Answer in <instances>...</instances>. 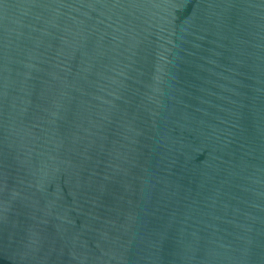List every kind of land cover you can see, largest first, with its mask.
<instances>
[{
    "label": "water",
    "instance_id": "water-1",
    "mask_svg": "<svg viewBox=\"0 0 264 264\" xmlns=\"http://www.w3.org/2000/svg\"><path fill=\"white\" fill-rule=\"evenodd\" d=\"M0 264H264V0H0Z\"/></svg>",
    "mask_w": 264,
    "mask_h": 264
}]
</instances>
